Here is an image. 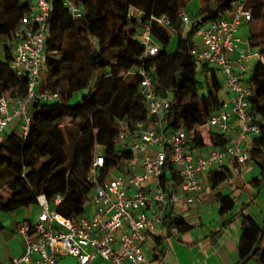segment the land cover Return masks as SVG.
Masks as SVG:
<instances>
[{
  "label": "trees",
  "instance_id": "obj_1",
  "mask_svg": "<svg viewBox=\"0 0 264 264\" xmlns=\"http://www.w3.org/2000/svg\"><path fill=\"white\" fill-rule=\"evenodd\" d=\"M2 1V0H0ZM5 11L0 13V40L11 39L20 28L23 17L31 10L28 2L3 0ZM240 0H204L205 4L193 15L191 30L184 36L185 23L181 18L186 8L185 0H76L83 17L73 20L61 0H53L48 21L50 40L46 49V75L41 89L58 92L62 100L51 104L36 103L32 107L33 123L27 139L17 133L6 135L0 142V190L8 187L9 199L0 195V214H12L38 205V197L45 194L49 200L63 196L58 213L78 219L86 215L91 186L87 176L92 168L98 148L103 150L105 169L113 171L124 160L132 159L130 150L121 147L118 120L131 123L147 122L148 103L140 93V78L129 76L144 54L138 36L143 25L152 16L166 17L169 31L153 26V36L162 50L146 63L155 67L153 80L161 95L173 93L171 109L165 114L166 131L187 130L205 124L207 118L221 106L219 93L222 82L214 68L198 67L190 55L197 30L225 18ZM253 10V23L264 19L262 0H248ZM132 10L143 13L139 20ZM200 18V20H199ZM177 42L173 49L172 37ZM258 35L252 36L257 40ZM6 61L0 62V99L24 97L28 90L27 78H18L11 69V47L5 48ZM59 57V58H57ZM87 69L96 74L95 84H84L79 76ZM206 75V84L198 78ZM81 79H84L82 77ZM248 85L253 90L250 113L260 122L262 134L252 140L250 163L262 171V178L252 184H264V66L258 65ZM204 92L200 94V89ZM69 120L71 122L69 123ZM150 125L154 126V122ZM192 149L205 146L201 133L191 137ZM217 146L227 142L219 135L213 136ZM45 167V172L39 170ZM232 173L223 170L210 175L212 188L229 181ZM177 170L167 162L161 185L166 193L172 184L180 185ZM222 213L231 212L235 201L230 196H220ZM243 216L242 233L238 244L239 263L254 250L263 226L251 216ZM163 227L170 233L189 232L192 227L168 207L164 212ZM5 226L0 222V233ZM162 246L161 239H157ZM249 262L264 264V233L258 250Z\"/></svg>",
  "mask_w": 264,
  "mask_h": 264
},
{
  "label": "built area",
  "instance_id": "obj_2",
  "mask_svg": "<svg viewBox=\"0 0 264 264\" xmlns=\"http://www.w3.org/2000/svg\"><path fill=\"white\" fill-rule=\"evenodd\" d=\"M33 1L34 9L23 17L20 28L12 36L16 45L11 69L18 78H27V94L24 97L4 95L0 99V134L16 122L17 134L23 140L27 139L32 127L33 105L62 100L60 93L41 89L53 0ZM61 2L73 20L83 17V9L76 0ZM132 12L139 20L143 16L139 10ZM181 18L185 25L192 24L185 11ZM253 20L248 0H240L229 17L212 21L197 30L200 43L191 48V57L196 65H207L224 76L225 88L232 99L221 102L220 108L207 118L205 124L192 131H166L163 119L170 111L173 99L170 94L158 92L153 80L155 67L147 69L146 63L162 50L153 36V26L169 31L170 21L166 17L152 16L138 36L144 54L132 70L140 78V93L148 103L149 121H117L120 145L130 150L133 158L124 160L120 168L113 170L115 176H112V171L104 173V155L95 156L87 176L91 186L89 204L86 215L81 218L70 219L58 213L63 196L58 195L53 200L45 194L39 196L41 213L38 219L25 220L18 230L24 247L22 255L0 264H60L69 258L75 264H142L146 257L144 244L157 231V225L163 224L165 209L184 201L189 205L194 203L195 194L202 190L199 175L223 171L228 165L250 163L252 145L248 143L249 139L259 137L262 129L250 113L249 100L253 90L242 75L247 72V63L252 59L264 66V53L242 49L239 31ZM235 55L236 61L233 60ZM236 124L239 131L232 137L230 134ZM205 130H214L227 142L207 156L194 157L191 137ZM138 154H142L141 163L135 166L134 159ZM167 162L173 165L181 179L180 185L172 184L168 193L161 185Z\"/></svg>",
  "mask_w": 264,
  "mask_h": 264
},
{
  "label": "crops",
  "instance_id": "obj_3",
  "mask_svg": "<svg viewBox=\"0 0 264 264\" xmlns=\"http://www.w3.org/2000/svg\"><path fill=\"white\" fill-rule=\"evenodd\" d=\"M20 1L22 3L28 2L31 9H34L35 3L33 0ZM185 1L186 8L184 11L190 16L191 21H193V15L203 8L205 2L204 0ZM262 1L264 3V0ZM5 9V3L2 0L0 1V13L5 11ZM132 14L133 12L131 11ZM229 15L230 13L225 18L229 17ZM190 26L184 25V36L191 30L189 29ZM239 34L243 39L242 49L257 50L264 53V19L253 24H244L240 28ZM253 35H258L257 40L253 39L255 46L251 44ZM15 43L13 37L11 39L2 38L0 40V45H3V49L0 48V62L6 61L5 48L7 46L11 47L13 56L15 47L12 48V44ZM194 43V46L200 43L196 34ZM236 59L237 56H233V60L236 61ZM257 66L258 63L255 59L247 63V72L242 75L245 83L254 75ZM43 71L46 73L47 69L44 67ZM249 73L251 74L248 77ZM91 74L92 70L87 69L84 74L79 76L80 81L84 84L89 83ZM128 75L133 76L134 74L131 71ZM198 75L199 79L206 84V75L203 73H198ZM82 77L84 79H81ZM219 77L222 82V90L219 93L220 100L221 102L230 101L232 95L225 88V78L222 80L220 74ZM170 92L167 91V94ZM199 92L202 94L204 89H200ZM238 126L236 124L230 136L237 135L239 131ZM18 129L19 127L16 122L11 124L5 133L0 134V142L6 135H10L13 132L18 133ZM201 134L204 138L205 146L200 149H191L194 157L207 156L214 148L220 147L213 141V136L217 135L214 130H206L201 132ZM252 140L253 138H250L248 142L251 145ZM141 158L142 154L136 156L134 159L135 166H139ZM224 170H229L232 173V178L229 181L217 188H212L210 183L211 173L201 174L198 177V181L202 190L198 194H195L194 203L189 205L184 201L178 205L171 206L174 214L182 218L192 229L186 233H179L176 230L168 233L163 224H158L157 231L151 234L144 244L146 257L145 262L142 264H239L238 244L242 233V215L251 216L259 225L264 226V184L258 188L252 184L254 179L262 178V171L253 162L245 166L228 165ZM220 196H230L234 199L235 206L231 212H221ZM157 239H161L162 246L158 245ZM23 251L24 247L21 239L20 245L17 244L12 248L11 255L6 251L0 250V263L21 256ZM70 262L71 264H75V261L70 258L62 260L60 264H69ZM96 264H99V262ZM246 264L255 263L248 262Z\"/></svg>",
  "mask_w": 264,
  "mask_h": 264
},
{
  "label": "rangeland",
  "instance_id": "obj_4",
  "mask_svg": "<svg viewBox=\"0 0 264 264\" xmlns=\"http://www.w3.org/2000/svg\"><path fill=\"white\" fill-rule=\"evenodd\" d=\"M191 29V26L190 28ZM177 38L176 36L172 37V45L171 49H173L176 45ZM16 45L12 44V48ZM0 48L3 49V45H0ZM251 73L248 74V77ZM46 73L45 71L41 74V80L44 79ZM222 80L224 79L223 75L220 73ZM199 78V75H198ZM96 74H91V78L89 79V85H94V81L96 80ZM173 99V93H169ZM9 95V94H6ZM71 120H69V123ZM206 131V130H205ZM103 150H97V154H102ZM39 170L45 172V167L39 166ZM112 176H115V172L112 171ZM0 195H2L5 199H9L12 195L10 189L8 187H4L0 190ZM41 213V208L37 205L35 207L29 209H22L14 214L2 213L0 214V221L5 225L6 229L4 232L0 233V250L6 251L9 255L12 254V248L15 245H20L21 236L18 235V230L21 224L25 222L27 219H31L36 221ZM71 264V262L69 263Z\"/></svg>",
  "mask_w": 264,
  "mask_h": 264
},
{
  "label": "water",
  "instance_id": "obj_5",
  "mask_svg": "<svg viewBox=\"0 0 264 264\" xmlns=\"http://www.w3.org/2000/svg\"><path fill=\"white\" fill-rule=\"evenodd\" d=\"M262 230H263L262 231V235H263V233H264V226H263ZM262 235L260 236V238H259V240H258V242H257V244H256V246H255V248L253 250V252L243 262H241L239 264H246V263H248L252 259V257L254 256L255 252L259 248V245H260V242H261V239H262Z\"/></svg>",
  "mask_w": 264,
  "mask_h": 264
}]
</instances>
